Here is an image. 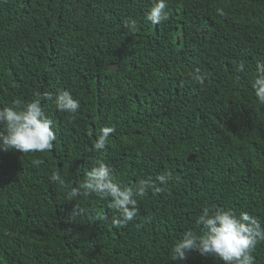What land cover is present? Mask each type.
<instances>
[{
	"label": "trees",
	"instance_id": "trees-1",
	"mask_svg": "<svg viewBox=\"0 0 264 264\" xmlns=\"http://www.w3.org/2000/svg\"><path fill=\"white\" fill-rule=\"evenodd\" d=\"M178 1L153 25V0H0V107L40 96L57 137L44 153L0 151V264H223L170 249L205 207L264 224V105L251 88L264 0ZM61 90L79 99L75 118L57 110ZM104 126L117 131L97 151ZM99 161L124 185L172 177L114 227L108 201L70 196ZM55 170L64 186L50 182ZM253 255L264 264V241Z\"/></svg>",
	"mask_w": 264,
	"mask_h": 264
},
{
	"label": "clouds",
	"instance_id": "clouds-1",
	"mask_svg": "<svg viewBox=\"0 0 264 264\" xmlns=\"http://www.w3.org/2000/svg\"><path fill=\"white\" fill-rule=\"evenodd\" d=\"M186 1L179 0L178 5L184 7ZM210 2L211 0L203 5L207 10ZM169 18L168 0H153L145 16L146 22L158 25L167 22ZM258 23H264V17L258 19ZM126 26L130 31H135L136 21L130 19ZM237 71H246L243 61L237 64ZM251 88L258 102L264 105V62L257 65ZM43 98L53 99L50 93H43ZM55 106L58 111L71 114L75 118L81 104L71 91L61 90L55 95ZM0 125L3 126V131H0V151L44 153L53 149L57 138L53 122L46 115L40 96L27 103L16 101L11 106L0 107ZM116 131L114 126L102 127L95 141V149H104ZM171 177L172 173L167 172L158 175L155 181L141 179L133 185H124L117 180L111 165L99 161L85 173L83 182L71 189L70 196L76 199L81 194L95 195L108 201V207L113 213L110 217L111 224L114 227H122L137 218L138 200L143 198L149 189L164 191L163 187L157 186L156 181L163 186ZM49 180L60 186L66 183L60 170L52 171ZM83 213L84 209L77 204L72 215ZM195 224L197 230L185 231L172 245V259L184 261L190 251H197L202 256L211 255L223 264H255L253 252L256 245L264 241V224L258 217L247 211H241L237 215L231 209L205 207L196 218Z\"/></svg>",
	"mask_w": 264,
	"mask_h": 264
},
{
	"label": "bare ground",
	"instance_id": "bare-ground-1",
	"mask_svg": "<svg viewBox=\"0 0 264 264\" xmlns=\"http://www.w3.org/2000/svg\"><path fill=\"white\" fill-rule=\"evenodd\" d=\"M180 45L178 44V46L177 47H179ZM151 60H153L154 62H155V60L154 59H151ZM188 106H190L191 108H193L194 110H198V107H197V105L196 104H194V103H190V104H188ZM193 155L192 156H190L189 157V160H191V159H193Z\"/></svg>",
	"mask_w": 264,
	"mask_h": 264
},
{
	"label": "water",
	"instance_id": "water-1",
	"mask_svg": "<svg viewBox=\"0 0 264 264\" xmlns=\"http://www.w3.org/2000/svg\"><path fill=\"white\" fill-rule=\"evenodd\" d=\"M109 68H110L111 70H115V69H118V65H117V64H110V65H109Z\"/></svg>",
	"mask_w": 264,
	"mask_h": 264
}]
</instances>
